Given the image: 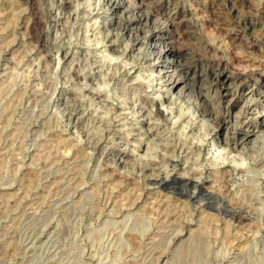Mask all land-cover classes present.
Wrapping results in <instances>:
<instances>
[{"label": "rangeland", "instance_id": "obj_1", "mask_svg": "<svg viewBox=\"0 0 264 264\" xmlns=\"http://www.w3.org/2000/svg\"><path fill=\"white\" fill-rule=\"evenodd\" d=\"M195 1L198 15L213 20L264 2ZM33 5L43 48L26 36L30 5L0 0V264H264V94L256 78L206 77L199 85L214 114L199 115L196 91L169 83L178 70L153 66L147 44L135 45L124 21L114 26L120 7ZM208 27L204 36L214 38ZM232 37L243 54V34ZM247 50L262 55L258 45ZM204 57H196L202 67ZM230 126L246 133L236 150L220 143ZM146 140L157 143L144 155L151 163H136ZM173 143V151L163 148ZM221 170L252 210L249 220L233 222L229 208L203 191L214 189ZM172 176H195L198 196Z\"/></svg>", "mask_w": 264, "mask_h": 264}, {"label": "bare ground", "instance_id": "obj_2", "mask_svg": "<svg viewBox=\"0 0 264 264\" xmlns=\"http://www.w3.org/2000/svg\"><path fill=\"white\" fill-rule=\"evenodd\" d=\"M24 1L30 5V20L27 23L26 36H28V39L31 42L33 41V43L35 42L39 44L43 41L41 40V15L39 14V10L34 6L35 4L33 5L34 0ZM227 1H230L232 5H236L240 0ZM108 2L110 3L111 9L120 7L122 11H124V15L114 21V26L116 25V27L120 28L124 21L122 30L126 28V32L131 33L132 31V40L135 42V45L141 46L142 44H147L149 49H151L152 55L150 59L153 62V66L160 65L162 68H166L167 71L168 69H172L173 72L178 70L179 73L176 74V77L172 76V78H169V83L172 84V88L174 89L178 83L183 82L184 86H187L189 89L187 94L196 91V94H194L196 95V98L199 99V105H201L197 108L199 115L207 114L208 116H211L214 114H211V108L208 107L207 101L202 93V86L199 85L200 81L206 77L210 78L215 84L220 83L224 79L228 81H240L245 78L253 79L255 77L257 83L259 82V90L264 94V75L262 74L264 71L260 72L263 63L260 58L264 57V22L262 20L264 2L259 6V10H252L248 7L246 11L237 12V15H234L231 20H226V17H219L216 18V20H213L214 17L211 19L198 15L200 9L195 0H188L186 2L187 4L182 0H108ZM190 15L192 17H190ZM150 21H152L151 26L148 24ZM207 24L212 26L208 28L214 30V34H216L214 38L204 36L202 30ZM245 25L247 27H242ZM157 31H159L158 34H156ZM239 33L243 34V43L246 46V50H244L243 54H239L238 50H235L234 44L238 41L235 37H232L234 35H240ZM149 37L151 38L150 43H144V38ZM227 37L234 40L232 42L233 44H225L226 41L224 40ZM183 41L189 46L191 50L190 52L187 53L188 50L186 51L183 47ZM39 45L41 48L44 47L43 44ZM255 45L259 46L262 53L259 59L252 57L250 51L247 50ZM189 53H192V55L189 56ZM198 55L207 56L206 58L204 57L205 61H203L205 67H202V63L200 64L199 61H197L196 57ZM170 56L173 57V61H169L168 57ZM258 76L263 77V79L260 80L261 77ZM106 81L107 80L102 79L100 81L101 84H99L105 86L104 84H106ZM197 81L198 84H195ZM121 90V93L128 92L127 88H122ZM174 112L178 119L184 120L186 118V114L183 110L176 108ZM155 114H157V116H162V112L158 108L156 109ZM215 122L216 125L224 122L223 116L216 119ZM173 123L174 126L177 127L176 131L181 130L182 123L180 121H174ZM201 127L204 130L206 129L203 123L201 124ZM225 129L226 135H223L224 137L221 138V145L230 146L235 150L238 149V145L242 143L240 140L246 133L241 128L234 126ZM174 137L176 139L175 135ZM260 143L262 144L258 145L263 147L264 143L262 141ZM175 144L176 143L172 144V148H168L167 146H164L163 148L166 151L171 149L173 151ZM156 145V142L150 140L143 141V144L140 147V157L135 159L136 163H149L150 160L144 155L152 153ZM219 158L221 157L219 156ZM161 160L164 161V158H161ZM238 170H240V168ZM192 176H179L178 178L172 176V179L174 181H179L183 186L193 188L192 191H188V195L198 196L196 191H194V189L198 188V180L195 176ZM227 178L228 172L221 170L220 175H215L216 182L218 181V184L216 185L217 187L215 186L214 189L210 190L203 189V191L209 196V198H216L219 200L217 201L218 204H221L224 208H229L231 214L230 218L233 222L239 223L241 221L249 220L253 214L252 210L249 207H245L239 199L235 198L229 189ZM248 179V181H251L250 178ZM158 180L160 181L162 178H154L152 182H157ZM251 188L253 187H250V189Z\"/></svg>", "mask_w": 264, "mask_h": 264}]
</instances>
